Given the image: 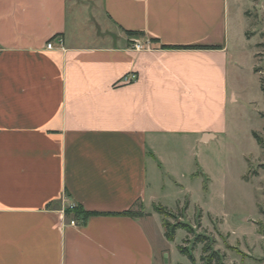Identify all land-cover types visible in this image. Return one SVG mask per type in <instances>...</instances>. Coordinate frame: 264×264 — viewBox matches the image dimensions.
Listing matches in <instances>:
<instances>
[{"label": "crops", "instance_id": "0c3cea01", "mask_svg": "<svg viewBox=\"0 0 264 264\" xmlns=\"http://www.w3.org/2000/svg\"><path fill=\"white\" fill-rule=\"evenodd\" d=\"M229 12V0H0V264H164L160 149L229 132ZM76 204L105 214L82 222L66 214ZM140 206L148 216L117 214Z\"/></svg>", "mask_w": 264, "mask_h": 264}, {"label": "rangeland", "instance_id": "374dc122", "mask_svg": "<svg viewBox=\"0 0 264 264\" xmlns=\"http://www.w3.org/2000/svg\"><path fill=\"white\" fill-rule=\"evenodd\" d=\"M229 10L235 64L230 130L202 147L172 143L160 149L166 170L154 181L164 204L157 205L171 213L161 216L164 264H203L201 257L207 254L204 244L196 242L198 235L209 237L211 251L220 253L221 264H264V0H229ZM92 12L87 26L91 30L100 27ZM144 213L148 216L145 208ZM164 220L170 226L189 223L194 232L181 228L174 240H168ZM179 245L197 261H191Z\"/></svg>", "mask_w": 264, "mask_h": 264}, {"label": "trees", "instance_id": "16d2710c", "mask_svg": "<svg viewBox=\"0 0 264 264\" xmlns=\"http://www.w3.org/2000/svg\"><path fill=\"white\" fill-rule=\"evenodd\" d=\"M130 34H143L142 32H138V31H130ZM201 48H215V47H201ZM255 138L257 139L258 143L263 146V142L260 138V135L257 132L253 133ZM155 210L160 213L161 215H170L171 213L168 211V209L164 206L161 205H155ZM141 210H134V209H130L124 212H120L117 214L120 215H127V216H132V217H143L145 216V213L143 211L142 206H140ZM66 214L68 215H73V217H75L76 219H80V221L85 222L90 216L92 215H99V214H105L102 212H97V211H89L86 210L83 205L81 204H76L74 207H68L66 208ZM164 226L166 229V238L168 240H174L175 236H176V232L178 229H185L188 233H193L194 229L193 227L186 222H177L175 224H173L172 226H170L169 222H167L166 220H164ZM196 242L199 243H203L204 247V253L207 255H203L201 257V260L203 262V264H213V262L215 260L219 261V264H221V256L220 253L216 250L211 251L212 250V245L209 242V237H207L206 235H198L196 237ZM179 249L182 253H184L185 255L188 256V258L193 261L196 262L197 259L194 256L193 253H191L184 245H179ZM211 251V252H210ZM209 252V253H208Z\"/></svg>", "mask_w": 264, "mask_h": 264}, {"label": "built area", "instance_id": "2783aa9c", "mask_svg": "<svg viewBox=\"0 0 264 264\" xmlns=\"http://www.w3.org/2000/svg\"><path fill=\"white\" fill-rule=\"evenodd\" d=\"M59 42L61 43L62 42V39L59 38ZM53 41H50L48 44H47V47L48 48H53ZM134 49L136 50H149L152 48V44H151V41H146V42H141L139 40H135L134 43H133V46H132ZM136 78L135 75H130L128 77H125V80L126 81H133L134 79ZM72 225H76L77 222L75 220H71L70 222Z\"/></svg>", "mask_w": 264, "mask_h": 264}]
</instances>
